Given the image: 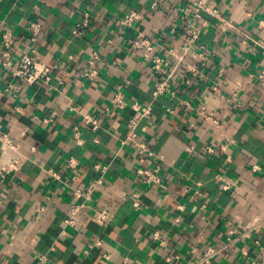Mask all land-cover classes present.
I'll return each instance as SVG.
<instances>
[{
  "label": "crops",
  "instance_id": "crops-1",
  "mask_svg": "<svg viewBox=\"0 0 264 264\" xmlns=\"http://www.w3.org/2000/svg\"><path fill=\"white\" fill-rule=\"evenodd\" d=\"M154 1L0 0V30H12L20 48L27 41L28 24L42 22L36 55L53 68L56 88L35 85L14 98L6 91L10 77L0 68V131L9 133L26 156L18 172L0 181V264H37L40 255L47 257L46 264H123L126 258L131 264H166L170 254L180 256L178 264H183L224 244L229 229L252 227L258 231L241 235L213 264H264V93L255 78L264 69V0H204L228 25L203 13L209 26L202 29L200 42L210 48V60L190 61L203 77L182 86L178 98L158 99L152 118L140 128L141 138L156 153L150 168L166 188L146 187L136 176V168L146 165L137 150L123 144L132 110L107 111L119 85H124L130 106L152 100L156 80L131 49L135 31H117L114 22L139 11V30L173 43L164 31L180 23L176 7L189 0H156L159 6L152 10ZM84 12L91 16V28L74 36L72 29ZM92 51L100 59L96 76L88 77L84 74L94 69L87 64ZM200 106L221 126L200 117ZM86 115L99 121L98 130L83 123ZM75 127L82 146L74 142ZM227 142V151L221 150ZM187 146H194V152ZM209 146L216 147L215 153L207 152ZM69 157L78 160L79 174L66 167ZM98 161L109 169L94 195L96 202L81 210L76 228H66L72 197L65 184L85 188L98 179ZM254 165L260 170L254 171ZM50 169L60 172L63 183L46 175ZM218 174L233 183L231 192L222 191ZM136 197L139 208L133 205ZM102 209L110 212L104 226L93 217ZM64 229L68 236L60 238ZM155 233L164 247L154 241ZM97 240L103 245L89 249ZM243 248L247 256H242Z\"/></svg>",
  "mask_w": 264,
  "mask_h": 264
},
{
  "label": "built area",
  "instance_id": "built-area-1",
  "mask_svg": "<svg viewBox=\"0 0 264 264\" xmlns=\"http://www.w3.org/2000/svg\"><path fill=\"white\" fill-rule=\"evenodd\" d=\"M39 1L41 0H38V2ZM158 6L159 3L155 0L151 8L154 10L157 9ZM40 8V4L35 5L36 12H38ZM178 10L181 15L180 23L164 31L165 35L171 37L173 43L163 42L139 30V26L143 20L142 14L139 11L132 10L127 12L114 22L117 31L123 32L131 29L135 31L134 37L130 40L131 49L136 51L145 62H147L152 76L156 80L150 103L144 105L139 102H134L130 106L124 98V85H119L112 95L111 107L107 108V111L126 110L128 108L132 110V117L128 123V133L126 134L123 144L130 145L137 150L140 154V162L146 165V167L139 166L135 170L136 176L146 187L159 185L162 188H166L161 176L155 174L150 168L156 159V153L151 150L148 144L141 138L140 128L142 124L148 122L152 118L153 105L158 99L167 95L172 98H178V90L182 86H191L196 80L203 77V73L199 70L198 66L190 63L191 60L200 64L207 63L210 60V48L200 42L202 29L209 26V22L203 17V13L217 18L225 26L228 25L217 9L214 6L206 4L204 0H189L187 3L181 4L179 9L176 7V11ZM91 24L92 20L90 14L84 12L82 22L78 23L72 29V34L77 37L83 36L85 32L91 28ZM42 32V22L38 19L31 21L26 27L27 41H25L20 48V40L12 30H0V68L5 70L10 77V82L6 86V91L14 98H18L22 92L35 85H46L50 89H56L52 86L53 68L40 61L36 55V45L39 42ZM111 42L112 41L109 40V43ZM262 50L264 54V45H262ZM99 59V54L97 52L92 51L89 54L87 64L94 69L91 72H86L84 74L85 76H96L97 70L95 67L99 64ZM255 78L258 80L259 87L264 93V69L256 75ZM61 83L62 82H60V84ZM129 83V81L125 82V84ZM217 89V86L213 87L214 91ZM235 97L236 94H234V99ZM184 105L187 109L193 110L191 102L185 101ZM15 109L19 114L23 112L21 106H17ZM166 111L170 114L173 113L170 108H167ZM197 113L200 117L210 121L216 127L221 126V122L216 116L207 113L206 107L200 106L197 109ZM49 121V119H44L46 123ZM83 123L92 125L94 130L100 128L99 121L90 115L85 116ZM23 134H26V131H24ZM73 138L78 146L84 144L78 127L74 128ZM95 142L99 143V139L96 138ZM228 146L229 142L225 143L221 147V150L227 151ZM194 149V146H187V151L189 153H193ZM32 151H35V149L32 148ZM215 151L216 147H207V152L209 154H213ZM25 158L26 156L21 152L20 146L14 142L10 134L0 131V181L6 182L10 175L18 172L22 168ZM65 164L71 174H79L80 164L76 158H67ZM94 169L100 174V177L91 181L85 188H73L65 184L69 187V190H71L72 197L70 202V215L65 220L66 228H76L79 225L78 217L81 210L91 203L93 204L96 202L94 195L100 186L103 185L104 175L108 172L109 167L98 161L95 163ZM253 170L259 171L260 167L254 165ZM45 172L49 178L63 183L60 172L51 169ZM216 179L221 183L223 192L229 193L232 191L233 183L228 180L226 175L218 174ZM137 197H140V194ZM133 205L135 208L140 207L141 202L138 198L134 200ZM93 217L98 224L104 226L110 217V212L107 209H102L96 211ZM256 231H258V227L246 228L243 229L242 232L231 228L228 231L224 244L221 246L208 247L201 254H196L195 259L186 260L183 264H213L215 258L221 252L231 248L241 235L245 236L255 233ZM67 236L68 230H62L60 238H66ZM153 239L154 241H159L160 247L165 246V242L160 240L159 233H155ZM256 244L260 246L259 239H256ZM102 245V241L97 240L94 244L89 245V249ZM85 253L88 254L89 250H85ZM241 254L242 256H247L249 252L246 248H243ZM104 256L106 260L110 258L106 254ZM180 261V256L173 254H170L165 259L166 264H178ZM46 263L47 257L45 255H40L37 264ZM123 264H131L130 258H126ZM252 264H255V262Z\"/></svg>",
  "mask_w": 264,
  "mask_h": 264
}]
</instances>
